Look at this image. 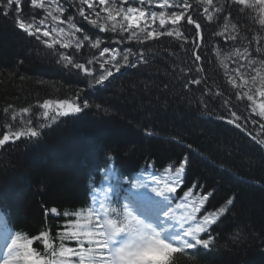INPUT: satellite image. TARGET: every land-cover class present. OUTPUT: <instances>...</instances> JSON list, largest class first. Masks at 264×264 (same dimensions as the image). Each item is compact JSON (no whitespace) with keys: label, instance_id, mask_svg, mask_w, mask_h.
<instances>
[{"label":"trees","instance_id":"obj_1","mask_svg":"<svg viewBox=\"0 0 264 264\" xmlns=\"http://www.w3.org/2000/svg\"><path fill=\"white\" fill-rule=\"evenodd\" d=\"M25 12H31L28 4ZM232 15L242 26L251 24L235 9ZM76 19L87 33L104 40L102 47L110 38L113 47L133 46L116 45L115 34L102 33ZM201 23L209 38L206 71L199 74L205 77L201 85L184 86L185 77L195 75L186 71L192 62L178 42L162 37L161 42H151L147 65L122 69L104 85L89 87L82 75L57 64L53 53L21 32L11 15H0V124L5 122L2 110L10 103L31 105L34 126L40 122L37 102L46 98L79 92L92 105L75 116L60 117L35 139H21L0 150V245L17 233L35 236L46 230L58 248L59 233L72 219L63 212L93 207V194L99 189H109L108 203L122 209L126 198L120 191L122 179L128 180V189L152 202L171 198L153 192L150 177L187 154L190 163L184 183L169 202L181 203L183 191L193 183L198 185L194 191L215 190L200 216L233 194L236 200L229 213L212 226L213 244L175 254V264H264V148L246 132L216 119L226 112L221 100L208 96L207 90L218 85L228 93L229 88L210 47L224 42L211 36L218 29L202 19ZM91 51L82 50L79 59L90 58ZM233 104L244 111L243 103L233 99ZM242 123L253 134L259 130L251 117ZM148 131L153 135H147ZM136 182L143 186L134 187ZM51 207H57L61 215H46ZM63 243L77 247L74 240ZM33 247L46 255L42 241Z\"/></svg>","mask_w":264,"mask_h":264},{"label":"snow or ice","instance_id":"obj_2","mask_svg":"<svg viewBox=\"0 0 264 264\" xmlns=\"http://www.w3.org/2000/svg\"><path fill=\"white\" fill-rule=\"evenodd\" d=\"M26 4L31 6L30 13L25 12ZM69 8L75 12L70 13ZM233 9L251 24L242 26L233 17ZM0 15H11L21 32L53 53L57 64L82 75L89 87L104 85L122 69L147 65L150 61L146 53L151 50V42H161L162 37L178 42L192 62L186 71L195 75L190 79L185 77L184 86L201 85L205 77L199 74L206 71L205 47L209 45V38L202 31V19L218 29L211 36L224 42L210 47L229 88L228 93L218 85L207 90L208 96L221 100L226 112L216 119L246 132L264 148V0H0ZM77 16L102 33L115 34L116 45L133 46L113 47L110 38L109 44L102 47L104 40L87 33ZM84 49L94 51L90 52V58L81 60ZM201 95L205 96L203 90ZM233 99L244 104L243 112L236 110L238 104H233ZM201 103L207 107L206 100L202 99ZM36 106L41 110L36 126L31 105L16 107L10 103L3 108L5 122L0 124V150L21 139H35L41 129L50 127L60 117L75 116L92 105L82 100L78 92L71 97L46 98ZM250 117L252 124L259 125L255 134L242 123ZM146 134L153 135L151 131ZM188 147L191 149V145ZM189 163V156L185 154L178 162L164 166L159 175H151L155 184L152 191L170 194L175 200ZM142 186L140 182L134 184L136 188ZM197 187L193 183L183 191L182 202L176 205L182 210L179 218L173 207L164 213L178 221L182 229L171 241L162 238V231L166 229L158 231L134 214L129 205L124 204L122 209L111 207L110 190L99 189L93 194V207L63 212L72 219L59 233L58 248L54 247L49 231L35 236L17 233L6 244V251L0 250V264H175V254L197 246L208 249L213 244L212 226L229 213L236 200L233 194L200 216L215 190L194 191ZM45 214L59 216L61 212L51 207ZM120 234H125V238L118 242ZM202 234H209V238H201ZM65 240L76 241L77 247L66 246ZM36 241H42L46 255L33 247Z\"/></svg>","mask_w":264,"mask_h":264},{"label":"rangeland","instance_id":"obj_3","mask_svg":"<svg viewBox=\"0 0 264 264\" xmlns=\"http://www.w3.org/2000/svg\"><path fill=\"white\" fill-rule=\"evenodd\" d=\"M158 215L161 216L159 213H158V214L156 213L155 217H156V216L158 217ZM160 221H161V220H160ZM153 225H154V223H153ZM154 226L156 227V225H154ZM156 229H157V227H156Z\"/></svg>","mask_w":264,"mask_h":264},{"label":"bare ground","instance_id":"obj_4","mask_svg":"<svg viewBox=\"0 0 264 264\" xmlns=\"http://www.w3.org/2000/svg\"><path fill=\"white\" fill-rule=\"evenodd\" d=\"M119 237H117V239H118Z\"/></svg>","mask_w":264,"mask_h":264}]
</instances>
